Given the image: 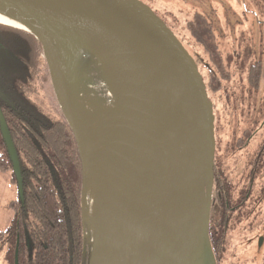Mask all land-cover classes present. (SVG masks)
<instances>
[{
    "label": "water",
    "instance_id": "1",
    "mask_svg": "<svg viewBox=\"0 0 264 264\" xmlns=\"http://www.w3.org/2000/svg\"><path fill=\"white\" fill-rule=\"evenodd\" d=\"M0 10L23 23L41 44L78 147L83 202L86 145L73 87L76 48L90 51L97 60L92 40L98 51L108 44L116 59L110 62L123 70L127 90L144 100L150 152L141 158L136 185L111 218L105 238H93L89 228L90 264H215L208 238L215 148L212 103L194 59L160 15L141 0H0ZM0 125L17 173L1 112Z\"/></svg>",
    "mask_w": 264,
    "mask_h": 264
},
{
    "label": "trees",
    "instance_id": "2",
    "mask_svg": "<svg viewBox=\"0 0 264 264\" xmlns=\"http://www.w3.org/2000/svg\"><path fill=\"white\" fill-rule=\"evenodd\" d=\"M198 31L203 34L201 27ZM212 47L214 52H206L225 79L228 66L220 46ZM75 62L78 77L96 76L99 65L93 53L77 47ZM258 64L249 70V81L257 87ZM0 84L17 96L14 102L12 97L3 99L0 92V112L18 164L16 173L0 125V172H10V181L19 190L8 204L13 225L0 231L5 263L90 264L92 235L83 216L79 151L55 95L41 44L30 33L1 24Z\"/></svg>",
    "mask_w": 264,
    "mask_h": 264
},
{
    "label": "rangeland",
    "instance_id": "3",
    "mask_svg": "<svg viewBox=\"0 0 264 264\" xmlns=\"http://www.w3.org/2000/svg\"><path fill=\"white\" fill-rule=\"evenodd\" d=\"M141 1L159 14L172 32L174 31L173 33L175 36L197 62L199 73L203 81L205 77L204 64L207 60V55L215 51L212 46L217 44L220 46V54H222L226 63L234 61L239 68H242L260 62L258 66L261 67V76L257 95L258 97L263 96L264 0ZM198 27L202 28V35H200L198 31ZM196 33L198 35H196ZM92 46L93 51L98 56L97 60L99 62V66H97L99 69H97V73H95L96 76L87 78L74 77L73 83L75 86L73 85V87L75 90L76 105L79 106L82 113L88 115L92 123L99 127L101 132L105 133L110 129V126H113L114 129L116 128L118 121L122 120L124 110L127 111L128 117L131 118L133 116L132 118H134L135 121V116L142 111V108L137 107L135 104L137 95L126 90L127 84H124L125 80H123L121 76L123 70L121 68L119 69L116 63L110 64V61H107V59L105 60V55H101L98 51L95 39L92 40ZM206 50H210L208 51L209 54ZM234 79L236 81L238 77L234 75ZM123 85L125 87H123ZM214 112L216 115L215 117L218 118L217 107L214 109ZM106 139L107 138H105V141ZM119 139L118 137L116 140L126 142L124 139ZM133 145H135L136 149L134 150V148H131L128 154H120V151L117 149H109L104 159V169L106 173L104 176V183L105 181L107 182L106 184L103 183V185H101V183L99 185L101 190L100 193L105 195L103 197L100 194L99 199L105 206L108 204L110 207L109 209H111L112 214L115 216L118 215V210L123 205V201L130 195L131 188L136 185L135 176H139V169H143L141 158L144 156L146 157L147 151L150 152V146L146 142L135 143ZM108 153L113 155H108ZM135 156L139 157L138 160L141 161H137ZM10 179V172H0V231H7L8 228L13 225L14 220L13 211L8 207V204L18 197L19 190L17 185L12 183ZM128 186L131 187L129 188ZM125 191L129 192L125 193ZM108 198L110 202L106 200ZM85 203L84 201V207ZM262 250H264V248ZM259 261H261L260 257H258L256 264H259ZM0 264H6L5 254L2 249H0Z\"/></svg>",
    "mask_w": 264,
    "mask_h": 264
},
{
    "label": "flooded vegetation",
    "instance_id": "4",
    "mask_svg": "<svg viewBox=\"0 0 264 264\" xmlns=\"http://www.w3.org/2000/svg\"><path fill=\"white\" fill-rule=\"evenodd\" d=\"M224 63L225 79L208 55L204 67L215 145L208 238L215 264H264V93L249 81L251 65Z\"/></svg>",
    "mask_w": 264,
    "mask_h": 264
},
{
    "label": "bare ground",
    "instance_id": "5",
    "mask_svg": "<svg viewBox=\"0 0 264 264\" xmlns=\"http://www.w3.org/2000/svg\"><path fill=\"white\" fill-rule=\"evenodd\" d=\"M0 24L5 25V26H9V27H12V28H15L18 30H22V31L28 30L27 27L23 23H21L19 20L15 19L13 16H11L10 14H8L7 12L2 11V10H0ZM97 40H99V39H97ZM97 42L101 43L100 41H97ZM109 47L110 46L108 44L102 45L99 48L101 51L100 50L99 51L101 53L102 52L104 53L105 60L107 59V61H112L114 59V61H115L116 59L110 54V50L108 49ZM111 63L112 62H110V64ZM116 70H117V67H116ZM125 73H126L127 78H128L129 71L125 70ZM118 81H119V79H118ZM128 82L130 83V86L132 87V89L138 93V87L136 86V84L130 80ZM124 84H126V83L124 82ZM115 85H119V84H115ZM123 87H125V86L123 85ZM126 90H127V88H126ZM129 101H131V100H129ZM135 104L137 107H140V108H142L145 105L144 100L141 97L135 98ZM141 110L142 111L135 116V121H134V118H132L133 116L131 118H129L127 111L124 110V115L122 116V120L118 121V125L116 126V128L114 129L113 126H110V129L104 133V132H101L99 127L95 126L92 123V120L88 117V115H85L84 113H82L81 109L77 105V117H78V120L82 126V130L84 132V139H85V145H86V188H85L86 190H85V194H84V201L86 203H85V207H84V211H85L84 212V220H85L86 224L89 226V228L91 229L93 238H95V239L97 238L99 240H103L105 238L107 232L112 227L111 218L115 217V215L112 214L111 209H109L110 207L108 206V204H106L107 203L106 200L108 202H110L109 198L106 200L104 199L106 202L105 203L106 206L102 202H100V199H99L100 194L103 197L105 196L103 193H100L101 190H100L99 185L101 183H102L101 185H103L104 179H105L104 176L106 175L105 169H104V164H105L104 159L106 158V153L109 149H115V150L117 149L118 151H120L119 152L120 154H128L130 152L131 148H134V150L136 149L135 145H133V144L146 142L147 140L150 139V134L148 131H146V128L149 124L148 120H147V115L143 109H141ZM132 115H133V113H132ZM117 134H119V135H117ZM118 137L120 138L119 140L124 139V140H126V142L117 141L116 139H118ZM105 138H107L106 141H105ZM142 153H145V152H142ZM109 154H111V153H108V155ZM111 155H113V154H111ZM136 160L141 161L138 159H136ZM138 165H140V164H138ZM132 170H134V169H132ZM123 175H125V174H123ZM107 176H108V174H107ZM113 181H115V180H113ZM106 182L107 181H105L104 184H106ZM104 188H105V186H104ZM126 192H129V191H125V193ZM115 200H117V199H115ZM102 204H103V206H102Z\"/></svg>",
    "mask_w": 264,
    "mask_h": 264
}]
</instances>
